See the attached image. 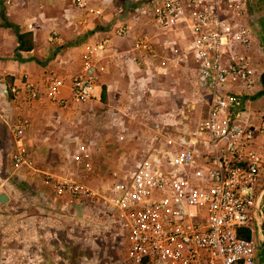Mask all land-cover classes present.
Wrapping results in <instances>:
<instances>
[{
	"label": "built area",
	"instance_id": "1",
	"mask_svg": "<svg viewBox=\"0 0 264 264\" xmlns=\"http://www.w3.org/2000/svg\"><path fill=\"white\" fill-rule=\"evenodd\" d=\"M249 1L145 0L135 9V23L142 30L132 36L131 52L148 80L167 78L190 63L204 111L196 130L158 132L130 169L122 159L120 168L110 171L109 182L93 188L70 175L39 171L24 142L30 122L21 117L10 125L13 168L30 176L42 173L43 185L56 198L114 211L130 264H256L264 241L259 220L264 157L258 146L264 114L253 123L246 106L261 82L253 58ZM75 6L87 17L102 13L89 0H75ZM111 33L128 37L131 28L117 25ZM109 42L105 36L83 43L80 67L69 81L73 103L92 99ZM64 84L49 75L42 89L24 80L9 91L22 92L29 100L43 93L50 102L65 106L68 100L59 96ZM70 158L83 171H91L86 144L79 143Z\"/></svg>",
	"mask_w": 264,
	"mask_h": 264
},
{
	"label": "crops",
	"instance_id": "2",
	"mask_svg": "<svg viewBox=\"0 0 264 264\" xmlns=\"http://www.w3.org/2000/svg\"><path fill=\"white\" fill-rule=\"evenodd\" d=\"M144 1L89 0L90 6L100 8L102 13L98 17H87L83 10L75 6V0H12L9 5L0 0V118H5V120L3 119L5 123L10 121L12 124L15 119L25 117L30 120V124H34L33 128L32 125L30 127L32 130L28 129L26 134L28 144L32 146L31 149H28L33 160L41 161L42 166L40 165L41 170L39 171L54 176L70 175L73 179H77L78 171H83L82 168L70 162V156L77 145L83 143L78 141L69 156V163L67 165L64 163V168L60 167L59 169L62 170H58L57 174L50 172L58 167L53 160L60 154V146L69 145L72 140L77 141L79 138L86 139L84 133L74 132L73 124L79 122L81 124L85 119L86 113H79V107L89 102L109 103L110 108L106 114L97 115L92 112L91 115L96 116L95 121L99 124L100 129L107 130V132L109 130L108 139L112 138L116 142L117 139L123 140L125 137L127 140L128 138L131 140V145L136 147H129L127 152L129 156L131 153L139 151L138 149L145 151L147 145L142 147L141 141L148 144L152 136H158V132H162V128L177 125L178 121L174 116L170 117L171 113L168 109L162 108L157 114H153L145 105L148 103V99L145 100L143 89L147 87L148 78L140 63L134 61V55L131 52L132 36L142 30L139 22L135 23V18L138 17L135 9ZM256 3L258 8L264 9V0H256ZM262 11L261 13L257 11L255 15L250 13L253 18V58L254 64L258 67L262 64V60L258 59V54H261L259 53L261 48L259 34L262 33V30L264 32V12ZM4 21L18 26L20 33L32 34V48L29 51L16 50L18 46L16 34L12 28L3 26ZM117 25L129 26L131 35L128 37L112 35L111 29ZM105 36L110 37V50L108 56L101 62L100 80L93 90V97L81 104L73 103L70 100L69 81L80 67L82 45ZM160 49L158 48V50ZM179 69L181 75L186 76L194 88L190 63ZM49 75L58 76L64 80L65 84L60 90L59 96L68 100L65 106L50 102L43 93L40 94V98L29 100L22 92L13 95L9 91L10 86L19 87L24 80H29L36 87L42 89L44 80ZM172 75L171 72V76L167 78ZM261 84L262 80L256 85L255 94L264 89L260 90ZM158 92L162 95L161 91ZM263 99L264 95H261L254 101L248 99L246 102L247 113L253 119V123L264 112ZM49 109L51 110L50 118L48 117ZM105 115H107V120ZM152 123H155L158 128L160 125L156 134L153 129V133H149V127L143 129L142 136L139 134L135 136L131 132L142 129L138 124ZM38 124H52L53 131L37 133ZM103 138H105L104 134ZM89 141L94 142L87 140V143ZM42 146L47 149L43 148V151L40 152L39 149ZM124 158L127 159V156L119 157L120 160ZM63 162L65 161L63 160ZM14 192L16 193L15 190ZM6 195L8 203L6 206L0 207V218L5 223H11L15 219L11 215H7L6 212L13 208L14 203L10 195ZM31 217H25L24 220L30 221ZM258 249L260 250L256 257V264H264V247L261 242Z\"/></svg>",
	"mask_w": 264,
	"mask_h": 264
},
{
	"label": "rangeland",
	"instance_id": "3",
	"mask_svg": "<svg viewBox=\"0 0 264 264\" xmlns=\"http://www.w3.org/2000/svg\"><path fill=\"white\" fill-rule=\"evenodd\" d=\"M248 7L252 15H255L257 11L258 13L262 11L257 7L256 0H251ZM261 32L259 34L261 45L259 53L261 54H258V59L262 60V64L256 67L260 69L262 76L264 72V32L263 30ZM172 73L170 78L148 80L147 87L143 89L145 100L148 99V103H145L146 108H149V112L153 114H157L162 108L168 109L171 113L170 117L174 116L178 121V126L171 125L172 127L162 128L163 133L182 132L184 128L196 130L197 124L204 116L200 96L196 94L201 89L198 83L195 86L197 90L194 89L192 82L190 84L186 76L181 75L180 69H174ZM260 88V90L263 89L262 84ZM158 91H161L162 95ZM109 108L108 102L103 104L89 102L79 107V113L84 112L86 116L81 124L80 122L73 124V130L78 131L79 134L84 133L86 139L72 140L69 145L59 147L60 154L55 157L56 160H53L58 167L50 171L52 174H57L58 170H62L59 169L60 167L64 168V163L65 165L69 163V156L78 141L88 144L92 169L89 172L78 171L76 178L90 187H101L109 182L110 171L120 168L122 160L119 157L127 156L125 168L130 169L134 165L145 151L138 149L139 151L129 156L127 153L129 147H136L131 145V140L128 137V140L125 137L123 140L116 138V142L112 138L108 139L109 130L107 132V130L100 129L95 121L96 116L91 115L92 112L97 115L106 114ZM50 112L49 109L48 117L51 116ZM105 117L107 120V115ZM3 119L0 118V194H8L12 198L14 206L8 209L6 214L11 215L15 221L5 223L0 218V264H130L125 258V234L114 211L94 203L74 204L56 198L51 190L43 185L44 175L42 173L30 176L25 171H17L13 168L11 155L14 140L11 124L7 120L5 123ZM254 121L257 123L258 120ZM31 125L33 128L34 124H30V127ZM138 125L142 127L141 130H129L135 136L138 134L142 136L143 129L147 127L150 129L149 133L155 131V134L160 128V125L158 128L155 123ZM38 126L37 133L53 131L52 124H38ZM32 128L29 129L32 130ZM27 140L26 134L24 142L27 148L31 149L32 146ZM87 140L94 142L89 141V144ZM141 143L142 147L147 145V142L141 141ZM258 146L264 157V135L258 139ZM43 148L46 147L42 146L39 151H43ZM34 162L41 170L39 168L41 161L37 159ZM7 203L8 200L0 203V207L6 206ZM262 212L263 209L261 215ZM30 216H32L30 221L24 220L25 217ZM259 220L262 221V219Z\"/></svg>",
	"mask_w": 264,
	"mask_h": 264
},
{
	"label": "trees",
	"instance_id": "4",
	"mask_svg": "<svg viewBox=\"0 0 264 264\" xmlns=\"http://www.w3.org/2000/svg\"><path fill=\"white\" fill-rule=\"evenodd\" d=\"M263 6V5H262ZM264 12V9H262ZM3 26L5 27H10L14 30L17 41H18V46H17V51H29L32 48V34L31 33H20V30L18 26L10 24L6 21H4ZM103 94V92H102ZM264 95V89L253 96L247 97V99L254 101L257 99L259 96ZM245 237H249V233L244 234Z\"/></svg>",
	"mask_w": 264,
	"mask_h": 264
},
{
	"label": "water",
	"instance_id": "5",
	"mask_svg": "<svg viewBox=\"0 0 264 264\" xmlns=\"http://www.w3.org/2000/svg\"><path fill=\"white\" fill-rule=\"evenodd\" d=\"M261 80H262V84H263V88H264V72H263V74L261 76ZM7 199H8V197H7L6 194H4V193L0 194V203L6 202ZM261 229H262L263 236H264V211L262 212ZM262 247H264V241L262 243Z\"/></svg>",
	"mask_w": 264,
	"mask_h": 264
}]
</instances>
